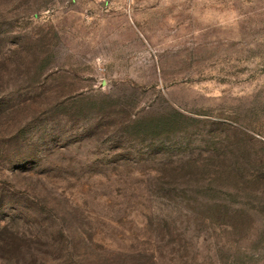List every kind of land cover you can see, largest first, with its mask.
<instances>
[{
  "label": "rangeland",
  "instance_id": "1",
  "mask_svg": "<svg viewBox=\"0 0 264 264\" xmlns=\"http://www.w3.org/2000/svg\"><path fill=\"white\" fill-rule=\"evenodd\" d=\"M0 264H264V0H0Z\"/></svg>",
  "mask_w": 264,
  "mask_h": 264
}]
</instances>
